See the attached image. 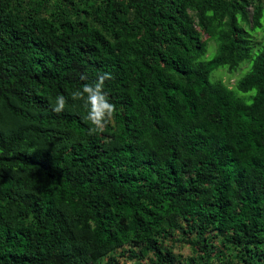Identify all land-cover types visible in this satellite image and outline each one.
I'll use <instances>...</instances> for the list:
<instances>
[{
    "label": "trees",
    "instance_id": "trees-1",
    "mask_svg": "<svg viewBox=\"0 0 264 264\" xmlns=\"http://www.w3.org/2000/svg\"><path fill=\"white\" fill-rule=\"evenodd\" d=\"M263 24L264 0H0V264H264ZM104 72L89 135L70 95Z\"/></svg>",
    "mask_w": 264,
    "mask_h": 264
},
{
    "label": "clouds",
    "instance_id": "clouds-1",
    "mask_svg": "<svg viewBox=\"0 0 264 264\" xmlns=\"http://www.w3.org/2000/svg\"><path fill=\"white\" fill-rule=\"evenodd\" d=\"M112 78L108 72L99 73L97 79L92 83L83 84L82 87L71 92L72 101H80L84 110L83 119L90 123L88 130L89 135L103 133L114 118L116 108L109 101L108 96L104 92L105 81ZM86 79V77H81ZM68 104V98L64 95H56L52 102V112L60 114L65 111Z\"/></svg>",
    "mask_w": 264,
    "mask_h": 264
},
{
    "label": "rangeland",
    "instance_id": "rangeland-1",
    "mask_svg": "<svg viewBox=\"0 0 264 264\" xmlns=\"http://www.w3.org/2000/svg\"><path fill=\"white\" fill-rule=\"evenodd\" d=\"M252 40L253 42V46L258 47V46H263L264 45V24L262 25V29L261 28H257L256 30L252 31ZM204 37H206V35H204ZM214 42L209 40L207 42V51L205 53V58H209L214 54L215 51V47H214ZM248 62H244L241 66H239L237 68V70L233 73V74H229L228 71L226 69H216L212 72L210 79H217L218 77H220L225 83H227L230 87H233L235 82L237 81V79L239 77H241L243 75V73L248 69ZM249 67V66H248ZM254 92V90L252 91V93ZM180 235L178 234V237ZM175 254H179L182 256H190L192 255V251L189 245H186L182 242L177 243L174 246V251ZM217 262H215L214 264H216ZM122 264H135L133 261H127V260H122ZM234 264V263H233ZM236 264V263H235Z\"/></svg>",
    "mask_w": 264,
    "mask_h": 264
}]
</instances>
